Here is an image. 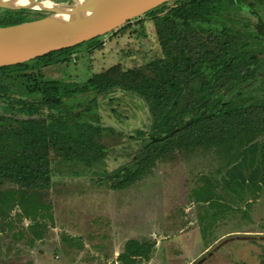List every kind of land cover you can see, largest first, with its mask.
Here are the masks:
<instances>
[{"label":"trees","instance_id":"16d2710c","mask_svg":"<svg viewBox=\"0 0 264 264\" xmlns=\"http://www.w3.org/2000/svg\"><path fill=\"white\" fill-rule=\"evenodd\" d=\"M169 5L154 21L162 56L144 66L84 83L45 79L44 68L100 48L99 37L0 68L2 226L10 225L16 210L30 222L32 240L43 239L53 220L46 193L52 186V152L85 162L108 156L104 139L116 134V127L105 125L99 114L103 97L108 102L127 97L143 105L150 124L129 135L140 144L136 155L103 174L112 190L130 188L175 153L211 151L224 162L221 176L202 178L192 194L194 202L216 208L211 222L233 209L223 193L232 202L259 196L264 186V22L252 20L257 17L248 0H178L157 9ZM44 16L0 8V26ZM130 24L110 35L125 33ZM116 112L113 107V116ZM201 224L206 237L208 226ZM154 246V241L131 239L118 261H149Z\"/></svg>","mask_w":264,"mask_h":264},{"label":"rangeland","instance_id":"374dc122","mask_svg":"<svg viewBox=\"0 0 264 264\" xmlns=\"http://www.w3.org/2000/svg\"><path fill=\"white\" fill-rule=\"evenodd\" d=\"M46 1L72 5L82 0ZM248 3L257 17L252 20L264 22V1ZM169 7L141 17L142 21L134 19L125 33L103 36L100 48L44 68L45 79L100 80L161 57L154 21ZM108 98H100L98 106L103 123L116 127V134L104 139L108 156L85 162L52 152V186L46 193L53 220L47 222L42 240H32L30 222L16 210L9 226H2L0 218V264H121L118 256L131 239L155 242L150 260L139 264H264V186L257 198L246 195L243 201L232 202L223 193L233 209L214 222L216 208L193 200L202 178L221 176L218 170L224 162L215 152L175 153L130 188H110L103 174L136 155L140 144L129 135L150 124L143 105L127 97L113 102ZM201 223L208 226L206 237Z\"/></svg>","mask_w":264,"mask_h":264},{"label":"water","instance_id":"95a60500","mask_svg":"<svg viewBox=\"0 0 264 264\" xmlns=\"http://www.w3.org/2000/svg\"><path fill=\"white\" fill-rule=\"evenodd\" d=\"M36 5L48 3L33 0ZM178 0H82L72 5L11 7L0 1V8L28 9L47 13L31 21L0 26V68L27 63L44 55L83 44L111 34L136 18ZM57 14L68 15L62 21Z\"/></svg>","mask_w":264,"mask_h":264},{"label":"bare ground","instance_id":"6f19581e","mask_svg":"<svg viewBox=\"0 0 264 264\" xmlns=\"http://www.w3.org/2000/svg\"><path fill=\"white\" fill-rule=\"evenodd\" d=\"M11 7H21V6H44V7H52L51 3H42L40 5H36V3L33 0H0ZM55 18H58L62 21H66L69 19L68 15L64 14H57L55 15Z\"/></svg>","mask_w":264,"mask_h":264}]
</instances>
